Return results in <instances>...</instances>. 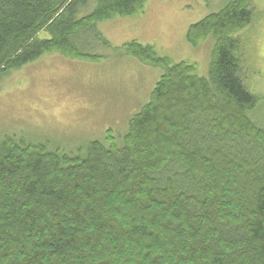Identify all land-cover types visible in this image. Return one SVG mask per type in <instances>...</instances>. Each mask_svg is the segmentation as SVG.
Wrapping results in <instances>:
<instances>
[{
  "label": "trees",
  "instance_id": "16d2710c",
  "mask_svg": "<svg viewBox=\"0 0 264 264\" xmlns=\"http://www.w3.org/2000/svg\"><path fill=\"white\" fill-rule=\"evenodd\" d=\"M147 0H0V78L56 52L97 62L81 43L97 23ZM249 0L190 25L212 37L208 76L132 40L126 55L159 68L149 100L115 138L74 152L0 138V264H264V128L244 85L237 41ZM48 39L39 40L40 32Z\"/></svg>",
  "mask_w": 264,
  "mask_h": 264
},
{
  "label": "rangeland",
  "instance_id": "374dc122",
  "mask_svg": "<svg viewBox=\"0 0 264 264\" xmlns=\"http://www.w3.org/2000/svg\"><path fill=\"white\" fill-rule=\"evenodd\" d=\"M229 0H147L135 16H116L97 23L108 45L89 35L81 43L97 62L74 60L46 53L0 78V138L23 137L46 143L51 149L74 152L91 141H102L107 130L115 138L128 129V120L145 103L161 75L159 68L126 55L122 45L136 40L153 46L173 63L195 65L196 74L208 76L213 38L193 47L185 35L190 25L218 12ZM96 0L79 11L82 17ZM252 20L232 36L237 41L241 78L259 98L250 114L264 128V0H249ZM39 40L48 39L42 31Z\"/></svg>",
  "mask_w": 264,
  "mask_h": 264
}]
</instances>
